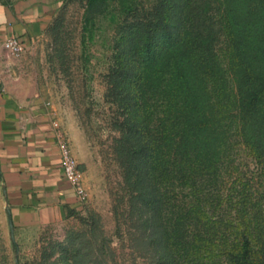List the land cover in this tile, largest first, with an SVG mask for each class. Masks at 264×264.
<instances>
[{
    "label": "rangeland",
    "instance_id": "rangeland-1",
    "mask_svg": "<svg viewBox=\"0 0 264 264\" xmlns=\"http://www.w3.org/2000/svg\"><path fill=\"white\" fill-rule=\"evenodd\" d=\"M91 3L61 0L34 47L19 58L7 57L0 65V86L51 108L87 191V198L70 209L62 222L12 228L0 174V264H155L153 248L147 246L145 256L139 255L130 234L137 189L143 182L138 183L140 177L131 169L130 145L136 137L128 126L136 116L140 122L143 115L153 125H161L167 108L176 115L180 105L171 64H160L152 72L142 66L137 84L132 71L134 58L140 56L133 32L139 30L147 37L161 3ZM216 31L218 65L207 82L219 93L218 106L226 107L235 82L228 71L227 38L221 26ZM164 42L153 45L155 54ZM236 132L233 127L230 153L222 157L221 176L228 186L235 176L254 175L261 166ZM176 190L181 192L177 202L194 201L189 186L179 185ZM223 199L225 195L220 205L227 208Z\"/></svg>",
    "mask_w": 264,
    "mask_h": 264
},
{
    "label": "trees",
    "instance_id": "trees-1",
    "mask_svg": "<svg viewBox=\"0 0 264 264\" xmlns=\"http://www.w3.org/2000/svg\"><path fill=\"white\" fill-rule=\"evenodd\" d=\"M160 3L147 37L133 32L140 56L132 71L137 84L142 66L152 72L171 64L180 105L178 115L167 108L161 125L143 115L128 126L136 137L131 169L143 182L130 224L134 250L145 256L152 247L155 264H264V0ZM217 25L227 38L235 82L226 107L218 106L219 93L207 82L218 65ZM162 39L155 54L153 45ZM233 127L261 166L228 186L221 165ZM183 184L193 202H177ZM224 195L227 208L220 205Z\"/></svg>",
    "mask_w": 264,
    "mask_h": 264
},
{
    "label": "crops",
    "instance_id": "crops-1",
    "mask_svg": "<svg viewBox=\"0 0 264 264\" xmlns=\"http://www.w3.org/2000/svg\"><path fill=\"white\" fill-rule=\"evenodd\" d=\"M61 0H0V65L3 40L17 37L32 49ZM51 108L0 86V174L15 225L45 226L64 221L80 199L64 174Z\"/></svg>",
    "mask_w": 264,
    "mask_h": 264
},
{
    "label": "built area",
    "instance_id": "built-area-1",
    "mask_svg": "<svg viewBox=\"0 0 264 264\" xmlns=\"http://www.w3.org/2000/svg\"><path fill=\"white\" fill-rule=\"evenodd\" d=\"M2 42L7 57L19 58L26 51V46L17 37L10 36L5 38ZM54 126L56 127V136L61 149V160L64 174L74 187L78 198L83 201L87 198V191L82 181V174L78 167L77 160L72 154L68 144L63 140L58 127L59 123L57 121L54 122Z\"/></svg>",
    "mask_w": 264,
    "mask_h": 264
},
{
    "label": "water",
    "instance_id": "water-1",
    "mask_svg": "<svg viewBox=\"0 0 264 264\" xmlns=\"http://www.w3.org/2000/svg\"><path fill=\"white\" fill-rule=\"evenodd\" d=\"M8 216H9V220H10L11 226H12V228H13L14 223H13L12 216H11V213H10L9 208H8Z\"/></svg>",
    "mask_w": 264,
    "mask_h": 264
}]
</instances>
